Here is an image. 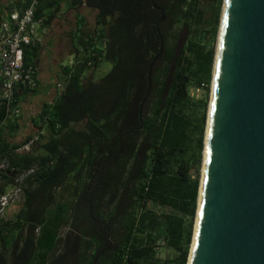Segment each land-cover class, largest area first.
<instances>
[{
    "label": "trees",
    "instance_id": "16d2710c",
    "mask_svg": "<svg viewBox=\"0 0 264 264\" xmlns=\"http://www.w3.org/2000/svg\"><path fill=\"white\" fill-rule=\"evenodd\" d=\"M62 2L95 9V28L78 32L64 90L43 106L27 152L17 153L35 137L7 143L0 103V194L33 170L19 212L0 219V264H161L160 241L187 264L208 106L189 90L209 92L221 0H37L34 20ZM203 2L214 11L208 48L192 36ZM37 55L26 47L24 67ZM103 63L109 73L84 82Z\"/></svg>",
    "mask_w": 264,
    "mask_h": 264
},
{
    "label": "water",
    "instance_id": "95a60500",
    "mask_svg": "<svg viewBox=\"0 0 264 264\" xmlns=\"http://www.w3.org/2000/svg\"><path fill=\"white\" fill-rule=\"evenodd\" d=\"M223 5L187 264H264V0Z\"/></svg>",
    "mask_w": 264,
    "mask_h": 264
},
{
    "label": "crops",
    "instance_id": "0c3cea01",
    "mask_svg": "<svg viewBox=\"0 0 264 264\" xmlns=\"http://www.w3.org/2000/svg\"><path fill=\"white\" fill-rule=\"evenodd\" d=\"M28 4H31V0H0V25L8 21L10 15L21 14L29 7ZM95 15L96 10L86 7L83 2L74 9L62 2L58 12L52 8L44 12L42 21L37 22V38L34 45L38 48V55L34 66L38 85L35 90H18L16 105L20 116L1 125L7 143L21 144L29 137H37V127L40 126L39 113L44 105L52 104L63 92L67 79L63 70L74 64L73 47L80 35L78 32L81 31L85 35L92 32L95 28ZM44 20L49 24H45ZM100 67L94 71V75ZM91 73L93 72L88 74ZM83 79L84 82L87 81L86 74ZM68 195L63 192L61 198L68 199Z\"/></svg>",
    "mask_w": 264,
    "mask_h": 264
},
{
    "label": "built area",
    "instance_id": "2783aa9c",
    "mask_svg": "<svg viewBox=\"0 0 264 264\" xmlns=\"http://www.w3.org/2000/svg\"><path fill=\"white\" fill-rule=\"evenodd\" d=\"M37 0H31V4L21 14H12L8 21L0 25V103L5 108V120L3 123L19 118L20 110L15 103V92L21 86L25 89L35 90L36 70L33 66L24 67L23 54L26 47L34 45L37 38V22L34 20V11ZM37 142V138L30 140L17 153L29 150ZM6 168L0 164V170ZM33 173L29 170L18 175L13 184L0 194V219L5 210L12 204L19 202L23 194L24 180ZM120 264H130L127 256H122Z\"/></svg>",
    "mask_w": 264,
    "mask_h": 264
},
{
    "label": "rangeland",
    "instance_id": "374dc122",
    "mask_svg": "<svg viewBox=\"0 0 264 264\" xmlns=\"http://www.w3.org/2000/svg\"><path fill=\"white\" fill-rule=\"evenodd\" d=\"M223 3H224V0H221L219 23H218V27H217V31H216L215 40L212 44L213 49H214L212 72H213L214 59H215V53H216V48H217V41H218L217 39H218V33H219V28H220ZM200 8L204 12V17H203V20H202L200 25H194V27L192 28V31L195 30L194 33H192V36L194 38L195 34L200 33L202 36H203V34H205L204 39H200L201 37L198 36L196 40L199 43L202 41L205 42L206 48H208L210 46V34H209V32H210L211 26H212V18H213L214 11H213V6L211 4H209L208 2H203L200 5ZM200 30H203V32ZM205 31H206V33H205ZM188 36H189V34L186 33V31H181L179 36H178L177 46L181 47L185 43L186 39L189 38ZM110 70H111V65L108 63H103L101 65L99 71H97L95 75H94V71H91L93 73H91L90 75L88 74L90 72H88L86 74L87 81H90V79L91 80L93 79L94 81H98L99 79H101L102 77L107 75ZM212 72H211V81H212ZM210 88H211V82H210ZM210 88H209V92H208V91H206V89L204 87H197V88L192 87V88H190L189 93H190V96L195 100L207 99V104L209 106ZM208 106L206 109V116L208 114ZM206 121H207V118H206ZM205 128H206V125H205ZM202 154H203V151H202ZM201 169H202V160H201V164L199 167V176L200 177H201ZM195 176H196V169L193 168L192 178H194ZM21 204H22V198L19 202H16L15 204L10 205L5 210L2 220L5 221V220L12 219L19 212V210L21 208ZM194 224H195V220H194ZM193 229H194V225H193ZM176 256H177V254L174 251L167 248L163 242L160 241L158 243V246L156 248V257L161 264H175L174 262H175Z\"/></svg>",
    "mask_w": 264,
    "mask_h": 264
},
{
    "label": "bare ground",
    "instance_id": "6f19581e",
    "mask_svg": "<svg viewBox=\"0 0 264 264\" xmlns=\"http://www.w3.org/2000/svg\"><path fill=\"white\" fill-rule=\"evenodd\" d=\"M223 9H224V5H223ZM222 9V10H223ZM223 16V12H222V15H221V17ZM220 25H221V23H220ZM219 31H220V28H219ZM217 40H219V33H218V39ZM218 42L219 41H217V48H216V53H215V56L217 55V49H218ZM214 65H215V62H214ZM215 67V66H214ZM212 79H214L213 77H212ZM212 86H213V81H212ZM209 115V114H208ZM203 168V167H202Z\"/></svg>",
    "mask_w": 264,
    "mask_h": 264
},
{
    "label": "clouds",
    "instance_id": "9594fccd",
    "mask_svg": "<svg viewBox=\"0 0 264 264\" xmlns=\"http://www.w3.org/2000/svg\"><path fill=\"white\" fill-rule=\"evenodd\" d=\"M30 149V148H29Z\"/></svg>",
    "mask_w": 264,
    "mask_h": 264
}]
</instances>
